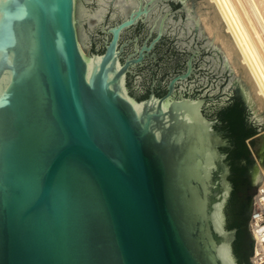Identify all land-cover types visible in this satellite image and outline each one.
I'll return each instance as SVG.
<instances>
[{
    "label": "water",
    "instance_id": "water-1",
    "mask_svg": "<svg viewBox=\"0 0 264 264\" xmlns=\"http://www.w3.org/2000/svg\"><path fill=\"white\" fill-rule=\"evenodd\" d=\"M143 1L0 0V264H238L227 138L202 99L132 98L126 73L143 55L122 64L120 33L148 14L122 34L142 41L160 23V60L133 69L136 92L192 53L180 94L206 97L214 116L237 92L256 133L253 194L264 110L194 5Z\"/></svg>",
    "mask_w": 264,
    "mask_h": 264
},
{
    "label": "bare ground",
    "instance_id": "bare-ground-1",
    "mask_svg": "<svg viewBox=\"0 0 264 264\" xmlns=\"http://www.w3.org/2000/svg\"><path fill=\"white\" fill-rule=\"evenodd\" d=\"M197 17L207 33L220 43L227 61L232 62L248 88L258 108L256 114H261L264 110V0H204L198 5ZM261 174L264 178V167ZM261 184L264 186V179Z\"/></svg>",
    "mask_w": 264,
    "mask_h": 264
},
{
    "label": "flooded vegetation",
    "instance_id": "flooded-vegetation-1",
    "mask_svg": "<svg viewBox=\"0 0 264 264\" xmlns=\"http://www.w3.org/2000/svg\"><path fill=\"white\" fill-rule=\"evenodd\" d=\"M142 1V4H144V1ZM151 0L146 1V3H148ZM137 9V7L135 8ZM132 9V10H135ZM148 10V9H147ZM130 13V12H129ZM128 13V15H129ZM127 15V16H128ZM148 14L142 15L141 18L142 20L147 16ZM127 16L125 18H127ZM168 16V15H167ZM165 16V18L167 17ZM125 18H120L121 20L125 19ZM162 18V17H161ZM142 20H138L136 21L132 26L122 30V32L120 33V38H119V46H122V51L120 54V61L122 64H124L126 61H130L133 59H137L139 57L140 54L143 55L142 59L140 62H136L134 64H132L131 66L128 67L127 73H126V87L128 90L129 95L134 98L137 101H141L144 99H147L151 94L154 95L157 98H163L165 96H169V98L172 99H179V98H192V99H202L204 100V104L202 107V112L203 114L211 120H217V124L215 125V129L218 131H222L224 133L225 138H227L228 140V144H229V148H225L222 151L224 153H226L227 155V160H228V164L230 166V177L233 174L232 171V157H230V152L229 151H233L235 150V143H234V136L232 135V131L230 130V127L228 125V122L226 120L223 119V112L225 111V109L227 110L228 108L232 107L235 103L239 104V107L242 109V119H243V123L245 125V127L247 129H250L251 131H253V135L249 136L248 138H246V140H251L252 137L256 134L255 131L252 129V122L249 120V118L247 117L246 114V110L244 109V107L242 106V104L239 101V98L237 96V92L235 95L234 100L228 104L227 106L221 107L220 111L215 114L214 116L208 114V111H206L205 109V104L207 101L206 97H200V96H195V95H182L180 94V90L178 89L180 84L187 80L188 78L191 77V75L194 73V66H193V56H195V54H191V56H189L187 59H185V61L183 62V64L180 66V63L178 62L176 67H181L177 72H174L173 74H171L169 76V69L170 67L165 66L162 70V75L167 76L168 78L165 80V82L162 84V80L157 79L155 74L152 73V76L149 78V82L146 88H144V90H142L141 92H136L135 90H133L132 88V76H134L133 73V69L137 68L138 66H143L144 62L148 59H150L153 63L157 64L158 60H160V58H157V54L154 52V49L156 48V44L159 42V39L161 37H159V39L154 42L152 45L151 43L154 41V39H156L157 35H158V31H159V25H158V30L157 33L155 34L154 37H151L150 39H148V37H144L142 39V41L139 40V36L135 35L133 38L131 39H127V40H122V34L130 29L131 27L135 26L138 22H141ZM162 20V19H161ZM164 21V19L162 20ZM163 27L161 29V33L163 31ZM131 43L132 45V51L130 53L124 54L125 53V48L126 46ZM151 45V46H150ZM143 47L146 48V50L143 49ZM188 63H190V67H191V71L189 73L188 76H185L183 78H181L183 75H185L187 73L188 70ZM173 82V83H172ZM172 83L171 89H170V84ZM245 140V141H246ZM251 157V155H250ZM234 165L237 166L238 168L242 169L241 171V177L243 180H245V186H244V192H245V216H247V212H250V206H249V201L252 197V188H253V182H252V178L249 175V171H248V163L247 161L243 158V157H239L237 159H235L234 161ZM229 177V180H230ZM231 182V180H230ZM232 183V182H231ZM233 187V184H232ZM234 188L232 189L233 192ZM231 192V194H232ZM231 199V197H230ZM230 202V200H229ZM234 209V208H233ZM227 222H228V214H227Z\"/></svg>",
    "mask_w": 264,
    "mask_h": 264
},
{
    "label": "trees",
    "instance_id": "trees-1",
    "mask_svg": "<svg viewBox=\"0 0 264 264\" xmlns=\"http://www.w3.org/2000/svg\"><path fill=\"white\" fill-rule=\"evenodd\" d=\"M242 109L238 103L223 112V119L228 122L232 135L234 136L235 150L229 151L232 157L233 174L230 180L233 184L230 203L233 205V218L228 219L227 228L236 229L235 239L233 241V252L237 258L238 264H250L251 255V237L248 231V219L250 212L245 216V180L241 177L242 169L234 165L235 159L243 157L247 163L251 162L250 151L245 143L246 138L253 135V131L247 129L242 119Z\"/></svg>",
    "mask_w": 264,
    "mask_h": 264
},
{
    "label": "built area",
    "instance_id": "built-area-1",
    "mask_svg": "<svg viewBox=\"0 0 264 264\" xmlns=\"http://www.w3.org/2000/svg\"><path fill=\"white\" fill-rule=\"evenodd\" d=\"M253 209L249 220V232L254 238L251 264H264V186L260 184L252 196Z\"/></svg>",
    "mask_w": 264,
    "mask_h": 264
},
{
    "label": "rangeland",
    "instance_id": "rangeland-1",
    "mask_svg": "<svg viewBox=\"0 0 264 264\" xmlns=\"http://www.w3.org/2000/svg\"><path fill=\"white\" fill-rule=\"evenodd\" d=\"M199 1V2H198ZM201 2H204V0H187L186 1V3H185V6H187L188 8H191V6L192 5H194V9H195V7H196V9H195V12H196V14H197V8H198V5H199V3H201ZM188 4V5H187ZM190 5V6H189ZM201 23V22H200ZM201 25H202V23H201ZM202 28H203V30H204V32H205V34H206V36L208 37V39H212V37L207 33V31L204 29V26L202 25ZM212 44H214V45H219V47H220V49L222 50V47H221V45H220V43L219 42H217V41H215L214 39H213V41H212ZM222 52H223V50H222ZM229 63V65L230 64H232V62L230 61V62H228ZM230 67L232 68V70H233V72H234V75L235 76H238L239 77V74H238V72L235 70V68H234V66H233V64L232 65H230ZM236 71V72H235ZM237 73V74H236ZM255 109H258V108H256L255 107ZM259 111V110H258ZM260 113H261V111H259ZM262 121H264V120H262Z\"/></svg>",
    "mask_w": 264,
    "mask_h": 264
}]
</instances>
